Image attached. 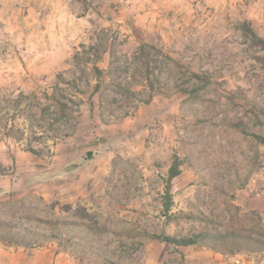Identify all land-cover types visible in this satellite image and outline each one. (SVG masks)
I'll return each mask as SVG.
<instances>
[{
	"label": "rangeland",
	"instance_id": "374dc122",
	"mask_svg": "<svg viewBox=\"0 0 264 264\" xmlns=\"http://www.w3.org/2000/svg\"><path fill=\"white\" fill-rule=\"evenodd\" d=\"M244 21L264 38V0H0V103L15 124L0 143V202L12 198L17 215L33 221L22 233L0 227V264H151L168 247L157 235L247 231L251 212L264 210L256 137H264V50L250 44ZM143 43L199 74L204 87L182 91L192 85L176 65L157 72L150 89L134 59ZM56 84L75 101L69 120L52 127L38 120L40 106L34 120L6 102L23 93L46 104ZM176 156L182 172L166 215ZM67 202L94 215L86 227L79 217L63 225ZM52 216L57 228L45 222ZM209 243L264 264V250L247 239Z\"/></svg>",
	"mask_w": 264,
	"mask_h": 264
},
{
	"label": "trees",
	"instance_id": "16d2710c",
	"mask_svg": "<svg viewBox=\"0 0 264 264\" xmlns=\"http://www.w3.org/2000/svg\"><path fill=\"white\" fill-rule=\"evenodd\" d=\"M240 29L247 35V38L250 44L254 47H258L264 50V38L261 37L256 30L253 28L252 24L248 21H244L240 24ZM94 49V47H91ZM134 59L139 60L140 63L145 67L147 72V78L150 81V89H154L156 87L155 81H160V75H157V72H163L164 70L173 71L175 66L178 65V68L175 69V73H181L184 76L187 75V81L191 83L192 86H185L182 88L184 92L190 94H196L200 91L204 84H200L196 82L199 80L201 76L195 72H191L188 70L187 73H183L180 71L182 66H179V63L174 61V59L167 54L163 49L158 48L151 44L143 43L139 46L137 52L134 54ZM170 62H173L172 64ZM93 69L98 73V77L104 74V71L101 70L97 65L93 66ZM125 69L132 75L131 69L129 67H125ZM179 69V70H178ZM178 70V71H177ZM153 78H150L152 77ZM97 87H99V79L97 80ZM67 84L71 82L67 81ZM197 83V84H196ZM120 91L122 92L121 95L124 93L127 95L128 88H122V85L119 84ZM206 87V86H205ZM53 92L51 94L46 93L45 99L48 100V103L42 104L41 102H36L35 95H27V94H20L12 101L6 100L14 107L13 115L16 116V113L21 114L26 109L31 112V116L34 120L38 117L37 113L33 111L36 106H40V118L42 120L48 121V123L52 126L61 122L69 120V112L70 106L69 103L75 100H70L65 95V89L60 86V84H56L52 88ZM59 94L60 96H58ZM62 97L63 100L61 101L59 98ZM24 99H30L27 107L23 108V101ZM52 101V103H50ZM64 101V102H63ZM3 112L2 106L0 103V143L6 137H12V133L15 131V124L11 123V120L7 117V114L11 111L10 109L6 108ZM7 112V113H6ZM34 112V113H33ZM6 113V114H5ZM20 130V129H18ZM257 139H261V143L264 144V137L256 136ZM28 150L32 153L38 154L39 149L34 147L33 145L28 146ZM89 155L92 157L93 153L90 151ZM181 160L178 156H176L173 160L172 165L168 170V176L166 178L165 183V194L163 196V210L166 215H168L172 210V205L174 203L173 194H172V187H173V180L181 174ZM24 206V205H22ZM25 207V206H24ZM51 209L55 211L56 205L52 204ZM16 202L14 200L8 199L6 201L0 202V227L6 228L8 232H18L23 230H29L30 224L33 223L32 219L26 217H19L17 215ZM63 212L66 213L65 218H63V225L67 229H71L76 224L71 221L73 217H79L80 220L83 222L85 227L87 226L86 222L91 221L94 218V215L90 213V211L85 206H78L74 207L71 202H67L63 204L62 209ZM252 221L250 228L246 231L244 228H234L233 226H226L222 230L215 229L211 230H204L198 233L180 236V235H169V234H160L155 236L159 240L163 242H167L169 245H176V246H189V245H196L201 242L206 247H212V244L209 242H216V243H228L234 242L240 239H247L250 243L254 246L259 245L264 250V222L261 217V214L253 210L251 212ZM61 218L52 216L49 219H46L45 222L47 225L57 228L60 224ZM242 219L238 218L237 223H241ZM18 230V231H17ZM22 233V232H18ZM57 237L56 234H54ZM28 246L27 244H24ZM226 252V250H220ZM113 264H117L112 262Z\"/></svg>",
	"mask_w": 264,
	"mask_h": 264
},
{
	"label": "crops",
	"instance_id": "0c3cea01",
	"mask_svg": "<svg viewBox=\"0 0 264 264\" xmlns=\"http://www.w3.org/2000/svg\"><path fill=\"white\" fill-rule=\"evenodd\" d=\"M264 220V210H261ZM155 250L151 264H250L249 256L239 252H224L210 247L194 245L175 246ZM36 264H40L39 262Z\"/></svg>",
	"mask_w": 264,
	"mask_h": 264
}]
</instances>
